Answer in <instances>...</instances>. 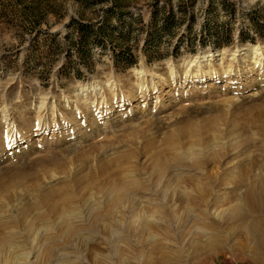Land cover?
Returning a JSON list of instances; mask_svg holds the SVG:
<instances>
[{"label":"rangeland","instance_id":"obj_1","mask_svg":"<svg viewBox=\"0 0 264 264\" xmlns=\"http://www.w3.org/2000/svg\"><path fill=\"white\" fill-rule=\"evenodd\" d=\"M38 1L43 4L42 11L48 13L38 15L40 25L37 28L42 33L37 46L41 47L31 48V35L25 32L30 29L29 20L13 8L14 0H0V109L6 106L10 114L9 122H4L0 110V243L5 247L2 254L8 255L10 246L11 253H23L28 260L36 262L43 243L61 244L57 241L61 217L51 212V203L57 197L66 199L67 209H73L79 217L72 220L73 223L69 220L74 217L66 218L71 227L96 232V236L87 241L71 240L65 251H56V257L62 252L65 255L59 260L61 264H160L155 246L167 252L170 264H185L182 255L187 256L191 243L202 239L195 234L199 222L188 220V213L183 211L185 204L170 202V197L175 185L182 192L197 187L198 182H186L194 178L193 172L177 175L175 170H169L160 185L161 189L168 187L171 195L164 210L176 213L180 220L179 228L173 229L156 227L147 220L138 219L149 214L150 207L146 205L136 204L123 211L126 215L121 223L113 219L98 220L100 217L96 220L97 214L112 213L113 204L108 206L105 188L92 184L89 192H82L78 191L77 183L91 182L97 164L130 154L135 158L126 166L138 164L135 177L143 179L147 188L154 189L156 178L150 176L152 165L147 160L149 156L145 155L144 145L160 146L184 128L205 127L211 147H222V156L215 155V161L207 166L208 171L218 173V181L234 180L239 166L249 170L255 157H258L257 163L264 166V134L260 132L261 128L264 130V66L255 64L252 51L255 46L264 49V39L254 34L247 17L249 13L254 14L264 26V0H229L236 10L230 22V45L214 49L207 42L200 46L196 41L194 51L182 48L174 57L170 55L171 44L165 42L161 52L169 53L168 56L152 62H147L141 50L144 35L133 21L143 24L149 21L151 0H104L90 7L82 6L79 0ZM179 1L172 0V3ZM194 1L197 20L194 30L197 31L208 0ZM114 2L124 4V12L134 23L129 46L136 63L128 68L116 66L109 49L94 48L89 66L76 65L80 70L79 78L69 66L70 69L62 71L61 66L66 61L63 51L57 55L52 49L45 50L47 35L43 33L58 34L57 40L61 41L70 19L98 22L104 17V10ZM218 21H225V18L219 15ZM241 35L244 39L246 36L254 38V41L241 40ZM231 52L237 57L233 58ZM208 53H213V57L201 63L203 70L212 68L219 73L230 65L235 75L227 83L224 78L196 79L187 89H181L187 61ZM74 59L71 57L70 62ZM134 69L156 77L159 86L144 101L139 99L127 104L122 102L123 97L134 93L140 81ZM171 69L175 78L171 77ZM91 84L97 85V90L81 92V85ZM92 100H95L93 105ZM42 102L44 106H40ZM38 117L45 124L42 129L37 128ZM13 122L14 131L8 133L12 146L8 147L4 139L6 125ZM220 135L224 137L221 140ZM147 151L150 154L149 148ZM188 160L189 157L185 162L180 161L178 166L189 165L191 161ZM258 166L264 173V167ZM261 172L257 167L252 170L255 177ZM252 177L245 175L244 179L255 185ZM160 188L156 190L157 197ZM210 189L211 197L217 199L213 202L216 206H209V221H200L206 228H216L224 248L244 243L238 235L232 234L237 232L233 226L225 224V219L230 210L240 207L250 219H260L264 223V193L258 205L251 206L243 198L244 190L235 191L223 185ZM254 191L258 195L256 185ZM48 192L53 200L42 203L45 197L40 199ZM96 206L97 211L93 210ZM115 223L121 226L127 241L118 242L114 249L112 235L105 228ZM180 235L184 239L177 244ZM146 256L154 258L145 263ZM0 264L5 263L0 261Z\"/></svg>","mask_w":264,"mask_h":264},{"label":"bare ground","instance_id":"obj_2","mask_svg":"<svg viewBox=\"0 0 264 264\" xmlns=\"http://www.w3.org/2000/svg\"><path fill=\"white\" fill-rule=\"evenodd\" d=\"M253 54L255 64L257 66H264V57L263 52L264 49L259 47H253ZM223 55V54H222ZM235 52H231V56L237 57ZM213 57V53H208V55L195 56L192 59L187 61L183 83L181 84V89H186L193 83L200 79H210L217 80L224 78L226 83L230 80V77L235 75L234 69L230 67V65L226 69H221V72H216V69L210 68L208 70H203L201 67V63L203 61H210ZM232 59V58H231ZM196 67V68H195ZM195 70V71H194ZM261 70V69H260ZM134 74L140 78V81L136 84V91L129 96L123 97L122 102L127 104H131L135 100H145L151 91L157 90L156 87L159 86L157 82H155L156 77L150 76L148 72L144 70L134 69ZM150 76V77H149ZM149 78L146 79V78ZM171 77H176L175 72L171 69ZM162 86V85H161ZM97 85H81V92L94 91ZM113 98L116 97L114 88L110 89ZM157 93V91H156ZM157 97V96H156ZM92 105L95 103V100L90 102ZM97 105V104H96ZM103 105V103H101ZM40 106H44L42 102ZM91 109V106L89 107ZM41 109V108H40ZM79 109V108H77ZM2 119L4 122H9V111L6 106H3L1 109ZM93 111V110H91ZM97 111V109H96ZM95 111H93L94 113ZM95 114V113H94ZM97 114V113H96ZM14 122L11 125H6V135L4 137L5 143H7L8 147H11V138L9 139V131L13 128ZM43 120L41 118H37V128L42 129ZM76 125V123H74ZM9 126H11L9 128ZM73 126V125H72ZM79 126V125H77ZM14 131V129H13ZM264 130L261 128V135L264 134ZM220 140L224 137L222 135L219 136ZM209 135L205 127L198 128H184L182 132L178 133L175 136L169 137L166 141H164L160 146L154 147L151 144L144 145L145 155L148 162L152 165L150 176L152 178H156L155 188L149 189L146 187V184L143 179H140L136 176V171L138 172V164L135 166H126L129 164L134 156H130V154L124 155L122 158L118 160H113L112 162H101L99 165H96L95 170L92 172L90 180L91 182H84L81 184L80 181L77 183L78 191H86L90 189L89 185L96 184L105 188L106 199H108V206L113 204L112 213L101 215L97 214L94 219L98 220H109L113 219L118 223H121V219L125 217L126 214L123 213L126 209H129L130 206L134 205H146L150 207V212L147 215H142L138 219H144L148 221V224L154 225L156 227H169L171 229L178 227L179 228V217L176 213L167 212L164 210V206L168 204L169 200V188L166 187L161 189V183L164 180L165 175L169 172V170H175L176 174H182L181 172H193L194 178L187 179V184H196V188H194L190 192H185L180 190L178 185H175L173 189V194L170 197V202L185 204L184 212L188 213V220L198 221L199 225L196 226L195 234L202 240L197 243H191L190 245V253L187 256L184 254L182 257L184 258L185 264H264V223L260 219H250L246 216V212L244 208L240 209V207H235V209L230 210L228 213V217L225 219V224L227 226H233L237 233L232 232V234L238 235L244 243L239 244H231L227 248H224L223 240L218 238L216 228L208 227L200 221L202 219L209 221V217L211 218V213L209 211L210 205H215L214 197H211L212 192L210 188H215L218 186H225L231 190H244L243 198L248 205H258V201L260 197H263L264 191V173L261 172L258 165L264 167L262 164H258V157H255V161H252L249 164V170L244 166H239V171L237 177H234V180L228 181H218L217 175L218 173L215 171H208L207 166L210 161L214 162L217 156H222L220 149L222 147L217 148L215 146L210 145L209 143ZM148 146V147H147ZM210 146V147H209ZM147 148L150 150L147 151ZM142 149V150H143ZM217 149V150H216ZM239 148L236 149L238 151ZM235 151V152H236ZM140 152V151H137ZM224 153V150L223 152ZM189 157V165H181L178 166L181 162H185V159ZM215 157V158H214ZM203 158V162L201 161ZM86 160V159H85ZM181 161V162H180ZM254 167H257L259 172H261L260 176L255 177L252 174V170ZM207 170V171H206ZM264 171V169H263ZM263 173V178L261 175ZM253 176L252 180L255 182L256 187L259 190L258 195L255 194V185L249 184L244 179V176ZM101 177V178H100ZM127 177V178H126ZM95 182V183H93ZM205 184L209 186H205ZM205 186V187H203ZM161 187V188H160ZM209 187V188H207ZM160 188V194L157 197L156 193ZM157 190V191H156ZM150 193H148V192ZM51 192H48L45 196H43L40 201L42 203L48 200H53ZM53 193V192H52ZM50 197V198H49ZM49 198V199H48ZM52 208L51 212L55 214H59L61 220L59 222V240H57L61 244L50 245L43 243L39 248L38 258L36 262H32L28 260V256L21 253L15 254L11 253L9 246V254L3 255L2 249H5L4 245L0 243V261L5 264H61L59 260H63L65 255L63 252L59 254V257H56V251L66 250L69 247L71 240H84L87 241L88 238H92L96 232L91 230H82L75 229V226L71 227V222L74 219H79L76 212L72 210H68L67 206L69 202L64 198L55 197L54 202L51 203ZM93 210L97 211L98 207H94ZM74 217L66 222V218ZM116 218V219H115ZM215 219V218H213ZM68 221V220H67ZM114 221V222H115ZM73 223V222H71ZM107 232L110 231L112 235V248H117L118 242L127 241L126 237H124V231L121 226L117 223L106 225ZM184 236L181 235L177 238V244L183 242ZM169 241H171L169 239ZM49 242V241H47ZM251 246V247H250ZM155 251L158 254L157 258L160 260V264H170L169 263V255L163 248L160 246H155ZM41 254V256H40ZM154 257L146 256L144 257L145 263L151 261ZM156 258V257H155Z\"/></svg>","mask_w":264,"mask_h":264},{"label":"trees","instance_id":"obj_3","mask_svg":"<svg viewBox=\"0 0 264 264\" xmlns=\"http://www.w3.org/2000/svg\"><path fill=\"white\" fill-rule=\"evenodd\" d=\"M81 5L90 7L104 0H79ZM124 4L114 2L110 8L104 10V17L98 22H82L70 19L66 25V33L63 39L57 40L58 34L44 32L47 35L45 50L52 49L55 53L64 54L65 62L61 70L73 69L74 75L80 77V70L76 65L89 66L94 48L110 50L113 54V62L116 66L128 68L136 63V58L131 53L130 41L134 23L130 15L124 12ZM194 0H180L173 4L172 0H151L149 4L150 18L146 24L139 20H133L140 26L144 39L142 52L147 62L157 61L169 53H162L161 46L165 42L171 44L170 55H179V50L184 48L194 51V42H200V46L209 43L214 49L230 45L232 30L230 22L236 16L234 5L229 0H208L202 10L203 20L199 29L194 30L196 15L194 12ZM13 8L21 12L22 16L29 20L30 29L25 32L31 35L30 47L37 46V40L41 30H38L40 22L38 15L48 13L42 11L43 4L38 0H14ZM45 9V8H44ZM221 15L225 21L219 22ZM248 21L253 27V32L258 38L264 39V26L254 14L247 15ZM241 40L254 38L245 37ZM36 45V46H35ZM71 57L74 61L70 62ZM70 68H69V67Z\"/></svg>","mask_w":264,"mask_h":264}]
</instances>
